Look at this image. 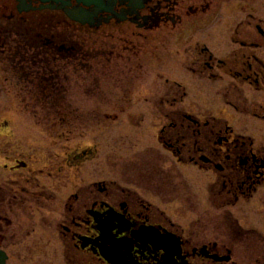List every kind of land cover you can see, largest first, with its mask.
<instances>
[{
    "label": "flooded vegetation",
    "instance_id": "obj_1",
    "mask_svg": "<svg viewBox=\"0 0 264 264\" xmlns=\"http://www.w3.org/2000/svg\"><path fill=\"white\" fill-rule=\"evenodd\" d=\"M219 17L227 21L226 31L217 30ZM169 45L181 57L175 70L190 78H172L169 85V77L163 83L158 73L154 80L162 84L155 88L151 70L165 63ZM0 71L28 96L96 95L92 110L98 113H129L132 107L158 113L161 149L177 164L214 178L207 190L210 204L224 216L215 215V224L201 221L197 227L203 228L190 232L118 181L79 189L68 197L60 223L69 264H115L102 253L113 246L133 264H230L236 255L264 257V235L242 227L228 211L264 191V0H0ZM61 72L66 85L57 80ZM189 82L201 91L208 87L206 94L195 91L220 97L230 114L242 117L206 116L198 104L186 103L194 90ZM139 94L143 105L134 104ZM152 150L158 153L146 181L174 200L181 190L163 166L167 155ZM92 155L83 151L73 159L79 163ZM5 159L1 165L15 173L29 167L19 158ZM27 180L21 173L0 179L1 231L12 224L7 210H26L40 200ZM31 182L37 183L34 175ZM29 234L0 233L7 264V247Z\"/></svg>",
    "mask_w": 264,
    "mask_h": 264
},
{
    "label": "rangeland",
    "instance_id": "obj_2",
    "mask_svg": "<svg viewBox=\"0 0 264 264\" xmlns=\"http://www.w3.org/2000/svg\"><path fill=\"white\" fill-rule=\"evenodd\" d=\"M215 26L220 32L226 31L228 23L221 18ZM42 50H37V53H42ZM167 51L165 63L151 70L150 81L155 88L162 84L161 81L164 83L166 75L169 85H172V78L175 81L190 78L185 71L175 70L181 63V57L174 45H169ZM64 72L59 73L57 80L66 85ZM158 73L163 74L161 81L154 80ZM188 85L190 91L194 90L188 94L186 103L198 104L197 109L204 108L206 116L229 118L233 115L237 121L242 117L230 114V109L220 97L214 99L199 94H203L208 87L201 91L195 89L191 82ZM47 87L50 89L51 85ZM23 91L25 89L17 80H5L0 71V179L9 181L10 177L21 173L24 180L28 179L26 184L29 183L31 192L40 197V200L37 199L39 203H28L26 210L18 207L6 211L12 224L9 227L3 225L4 230L0 233H15L18 236L30 233L27 238L22 236L21 241L7 247L9 264H69L59 238L62 231L60 223L67 213L68 197L92 182L115 180L122 186L139 191L164 209L167 216L185 231L203 228L197 227L201 221L206 225L208 221L215 224V215L224 216L223 210H217L210 204L207 190L214 181L212 174L177 164L158 145L155 128L159 121L158 113L138 112V107H132L133 112L129 113H112V110L98 113L92 110L98 103L95 94L81 98L67 97L70 94L66 97L57 94L32 97ZM71 92L77 93L75 89ZM143 99V94H139L133 98L134 104L143 105ZM70 106L80 107L81 110L74 111ZM156 148L167 155L163 166L167 169L166 173L169 172L167 174L176 176L181 190L180 196L171 201L169 198L172 195L157 191L146 181V169L149 167L150 170L151 165L156 163L152 162L158 153L152 149ZM83 151L92 152V157L87 156L79 163L74 161L73 157ZM5 158H19L26 161L29 167L12 172L1 165L8 160ZM32 175L37 183L31 182ZM228 211L242 227L253 226L264 235V191L259 190L250 202L240 201ZM233 261L230 264H264V257L242 258L236 255Z\"/></svg>",
    "mask_w": 264,
    "mask_h": 264
},
{
    "label": "water",
    "instance_id": "obj_3",
    "mask_svg": "<svg viewBox=\"0 0 264 264\" xmlns=\"http://www.w3.org/2000/svg\"><path fill=\"white\" fill-rule=\"evenodd\" d=\"M103 256L109 261L115 264H133L128 263V259H126L125 255L121 252H118L114 246L112 248H105L103 249ZM7 256L6 254L0 249V264H6Z\"/></svg>",
    "mask_w": 264,
    "mask_h": 264
}]
</instances>
